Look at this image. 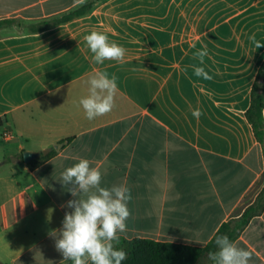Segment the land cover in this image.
<instances>
[{
    "label": "crops",
    "instance_id": "obj_1",
    "mask_svg": "<svg viewBox=\"0 0 264 264\" xmlns=\"http://www.w3.org/2000/svg\"><path fill=\"white\" fill-rule=\"evenodd\" d=\"M89 1L0 0V21H14L0 26V264H72L52 233L74 210L60 179L80 158L101 170V186L130 189L113 242L124 251L134 239L204 247L264 188V148L247 118L264 67L250 40L264 43V0H98L45 25ZM92 31L122 46L123 60L94 63ZM97 73L117 77L115 105L88 120L79 101ZM26 151L37 157L26 162ZM234 244L264 264V212Z\"/></svg>",
    "mask_w": 264,
    "mask_h": 264
},
{
    "label": "clouds",
    "instance_id": "obj_2",
    "mask_svg": "<svg viewBox=\"0 0 264 264\" xmlns=\"http://www.w3.org/2000/svg\"><path fill=\"white\" fill-rule=\"evenodd\" d=\"M84 40L94 54L92 59L96 64H103L105 60L122 61L124 58L125 49L115 41L110 42L103 33L92 31ZM250 40L256 49L264 47L255 35ZM207 55L206 46L193 54L200 65H203ZM191 67L195 76L212 79L203 66L194 64ZM116 81L115 75L109 77L107 73H97L87 81L89 95L80 99L79 104L88 120L112 111ZM201 114L199 109L192 112L197 118ZM90 165L88 159L80 158L78 163L61 174L60 182L65 187L71 185L68 191L76 199L67 202L66 207L74 210L65 213L59 236L55 235L56 232L52 233L56 237L55 248L61 253L62 261H71L72 264H122L127 253L114 247L113 242L118 243L119 233L127 229L130 189L125 185L101 186V170ZM215 243L218 251L209 253L214 264H249L251 252L237 247L227 236H217Z\"/></svg>",
    "mask_w": 264,
    "mask_h": 264
},
{
    "label": "trees",
    "instance_id": "obj_3",
    "mask_svg": "<svg viewBox=\"0 0 264 264\" xmlns=\"http://www.w3.org/2000/svg\"><path fill=\"white\" fill-rule=\"evenodd\" d=\"M90 0L82 6L69 11L61 17L55 18L45 25L57 26L80 18L93 9L95 2ZM13 20L0 21V26L12 24ZM264 67L259 72L257 83L252 90V102L247 112L256 138L264 148ZM264 212V188L255 201L250 204L238 218L224 222L210 242L204 247L157 242L150 239H134L129 243L127 258L122 264H198L200 259L208 257L209 264L214 262L209 258L210 252L218 251L215 243L217 236H227L235 242L249 225L250 221Z\"/></svg>",
    "mask_w": 264,
    "mask_h": 264
},
{
    "label": "water",
    "instance_id": "obj_4",
    "mask_svg": "<svg viewBox=\"0 0 264 264\" xmlns=\"http://www.w3.org/2000/svg\"><path fill=\"white\" fill-rule=\"evenodd\" d=\"M45 152H46V151H44V153H45ZM23 157H24V160H25L26 162H28V161L34 159L35 157H37V154H36V153H32V152H28V151H26V152L23 153Z\"/></svg>",
    "mask_w": 264,
    "mask_h": 264
},
{
    "label": "built area",
    "instance_id": "obj_5",
    "mask_svg": "<svg viewBox=\"0 0 264 264\" xmlns=\"http://www.w3.org/2000/svg\"><path fill=\"white\" fill-rule=\"evenodd\" d=\"M3 138H5V139H11L12 138V134L9 131H5L3 133Z\"/></svg>",
    "mask_w": 264,
    "mask_h": 264
},
{
    "label": "rangeland",
    "instance_id": "obj_6",
    "mask_svg": "<svg viewBox=\"0 0 264 264\" xmlns=\"http://www.w3.org/2000/svg\"><path fill=\"white\" fill-rule=\"evenodd\" d=\"M202 260H203V258H202Z\"/></svg>",
    "mask_w": 264,
    "mask_h": 264
}]
</instances>
